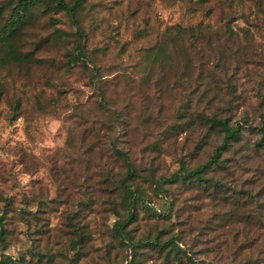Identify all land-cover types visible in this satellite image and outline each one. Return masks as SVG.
<instances>
[{
	"label": "rangeland",
	"instance_id": "374dc122",
	"mask_svg": "<svg viewBox=\"0 0 264 264\" xmlns=\"http://www.w3.org/2000/svg\"><path fill=\"white\" fill-rule=\"evenodd\" d=\"M17 1L0 0V26ZM175 25L210 31L168 39ZM13 44L34 61H0V264H264V0H84L74 15L41 0ZM202 115L241 131L207 173L221 193L171 177L221 145ZM113 147L143 202L135 248L115 233Z\"/></svg>",
	"mask_w": 264,
	"mask_h": 264
},
{
	"label": "trees",
	"instance_id": "16d2710c",
	"mask_svg": "<svg viewBox=\"0 0 264 264\" xmlns=\"http://www.w3.org/2000/svg\"><path fill=\"white\" fill-rule=\"evenodd\" d=\"M41 0H18L16 7L13 8L12 13L8 20L4 25L0 26V61L8 64L9 62H18L21 59L28 60L33 57L29 54H22L14 48V42L18 39L21 28L23 24L26 22L29 9L31 6H34L36 3ZM84 0H74L71 5H67L63 0H55V4L57 9L62 10L68 14L74 15L80 5ZM210 28L205 29L202 26L198 25L197 27H180L179 25H175L171 30L170 28L166 29L165 35L168 39L173 37H183L185 35L189 36V39H193V41L200 42L202 40L207 39V35L205 32H209ZM151 54L159 55L158 53L164 52V49L161 46L152 48L150 50ZM76 55L73 58L69 59L67 62L69 65L74 64L80 57L78 55H82V49H78L75 53ZM100 97L103 96V93L99 94ZM202 124H208L210 129L222 134V143L219 145L211 154V156L207 159V161L201 165H198L187 171L181 161L178 162L179 168L175 176L171 175V177L178 180H189L192 183L200 184L207 189H212L221 193L224 191L225 186L213 179L212 177H208L207 173L214 168L221 167L223 165V161L220 160V155L223 151L226 150V147L231 143H237L241 137L240 128L237 126H232L229 124L227 119H221L217 116H200ZM261 142L264 144V136L262 137ZM113 152L115 156L122 160L125 166L124 176L118 178L114 184L116 186V191L120 192L121 200L124 208L127 210L125 218L116 222L115 225V233L117 237L123 243H128L130 246L135 248L134 243H132V239L129 235V232L125 230L129 222L133 219L134 209L138 204H142V199L138 196L139 189L134 187L131 182L135 176L134 166L130 163L128 156L125 152L120 151L117 147H113ZM170 177V178H171ZM133 183V182H132ZM222 197V196H221ZM246 198H250L247 196ZM255 203V202H254ZM257 214L253 216L252 220L254 221L252 225V229L256 232L262 228V224L256 229V224H259L257 221ZM1 223V219H0ZM0 240L4 241L3 229L0 227ZM150 243L156 244L160 248L170 249L168 253H171V249L175 251L178 250L176 243L174 240L167 241L165 244L159 243L158 238L147 239ZM171 244V246H170ZM179 251V250H178ZM133 257H135L136 253H132ZM176 256V255H175ZM131 262V261H130ZM128 264H131V263ZM181 264V263H179ZM246 264H259L257 261H252L251 263Z\"/></svg>",
	"mask_w": 264,
	"mask_h": 264
}]
</instances>
